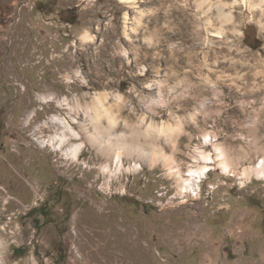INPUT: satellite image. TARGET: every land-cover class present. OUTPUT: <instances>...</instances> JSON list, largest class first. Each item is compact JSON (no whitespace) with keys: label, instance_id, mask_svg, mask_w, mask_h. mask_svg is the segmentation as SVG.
Wrapping results in <instances>:
<instances>
[{"label":"rangeland","instance_id":"1","mask_svg":"<svg viewBox=\"0 0 264 264\" xmlns=\"http://www.w3.org/2000/svg\"><path fill=\"white\" fill-rule=\"evenodd\" d=\"M261 166L264 0H0V264H264Z\"/></svg>","mask_w":264,"mask_h":264},{"label":"bare ground","instance_id":"2","mask_svg":"<svg viewBox=\"0 0 264 264\" xmlns=\"http://www.w3.org/2000/svg\"><path fill=\"white\" fill-rule=\"evenodd\" d=\"M218 32H220V30H218ZM102 98L103 99H101L99 101V104H100L101 108L103 107L104 113H106L107 116H108V122H109L108 130L110 131L111 128L116 124V122H115L116 121V117L112 113L111 109H109V107H106L104 105L103 100H105L107 98V96L104 95ZM121 99H122L121 96L117 95V100H121ZM98 109L99 110H97L96 113L94 114V116H95L94 118L96 120H99L101 118V115H102V112H101L102 110L100 108H98ZM51 121L60 124V129L57 131V133H55V135H52L51 139H50L52 142H55L56 145L59 144L62 147L67 142V140L69 139V137H70L69 134H72V135L74 134L76 136H80V133L78 131H76V129L73 126V124L71 123V121L68 120L67 118H61V117H57L56 116V117L52 118ZM81 125H83V127L86 129V132L88 133L87 136H88L89 140L93 143V145L98 143V148L103 152V154H105L106 156H109V157L112 158V162L115 165V169L117 170V172H119L122 169V166H123V159H122V155L123 154H122V151L125 150V153L128 152V148H125L128 145L124 147L123 146L124 144L120 143V142H123V141L114 140V139H116V137H114L112 134H109V133H108L109 136H108L107 139H101L100 138L99 140H97L98 138H95L97 135L95 136L94 134H90L89 133V130H87L88 128L86 127L85 122H83ZM98 133H100V132H98ZM116 136H118V135H116ZM40 141H41V143L45 142L42 139ZM82 146H83V143H72L67 148V152L72 154V155H74V156H78ZM128 147H130V145ZM217 150H218L217 159H220L219 162H220L221 167L223 169H225V170H228V168H230V166L232 165V162H231L232 158H229L226 155V152L223 149H221L220 147H217ZM131 155H132V153H131ZM124 156H125V154H124ZM202 157H203V159H204L203 161L205 163H210V162H213L215 160V158L209 153H204ZM209 166L210 165H208V164H203V165L199 166V168H197L196 170H191L190 177H186L184 179V181H183L184 183L182 184V187L183 188H188V189L190 187H193V189L197 191V186H199V182H198L199 178H201L202 176H205L207 174V172L210 169ZM104 169H107L108 172H112L110 164L109 165L106 164L104 166ZM257 170H258L259 173L264 174V166H261Z\"/></svg>","mask_w":264,"mask_h":264}]
</instances>
